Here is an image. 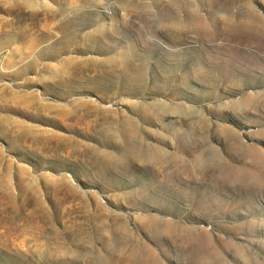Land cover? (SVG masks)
<instances>
[{"label":"rangeland","instance_id":"rangeland-1","mask_svg":"<svg viewBox=\"0 0 264 264\" xmlns=\"http://www.w3.org/2000/svg\"><path fill=\"white\" fill-rule=\"evenodd\" d=\"M0 264H264V0H0Z\"/></svg>","mask_w":264,"mask_h":264},{"label":"bare ground","instance_id":"bare-ground-1","mask_svg":"<svg viewBox=\"0 0 264 264\" xmlns=\"http://www.w3.org/2000/svg\"><path fill=\"white\" fill-rule=\"evenodd\" d=\"M32 1V0H31ZM256 16V15H255ZM255 21V20H254ZM262 23H263V21H261ZM248 24V23H247ZM263 25V24H262ZM261 25V26H262ZM115 51H118L117 49L115 50ZM116 53H118V55L120 56V59H121V61H122V64H126L127 62H126V60H125V55H126V53H125V51H119V52H116ZM35 208V207H34ZM41 210H43V208L41 209ZM40 210V211H41ZM32 212V211H31ZM24 214V213H23ZM26 214V213H25ZM3 215V214H2ZM9 215V214H8ZM28 215V214H27ZM34 215V214H33ZM5 216H7V215H5ZM30 216V215H29ZM35 216V215H34ZM13 217V216H12ZM35 217H37V216H35ZM39 218V217H38ZM25 219V218H24ZM27 219V218H26ZM18 220V219H17ZM23 220V219H22ZM35 220V219H34ZM44 220V219H43ZM19 221V220H18ZM39 221V220H38ZM4 223V222H3ZM18 223V222H17ZM27 223H29V221L27 222ZM32 223V222H31ZM8 225V224H7ZM14 225V224H13ZM19 225V224H18ZM25 225V224H24ZM31 225V224H30ZM45 225V224H44ZM35 226V225H34ZM46 226V225H45ZM10 227H11V225H10ZM15 227V226H14ZM19 227V226H18ZM23 227V226H22ZM26 228H27V226H25ZM32 227V226H31ZM29 228V227H28ZM34 228V227H33ZM32 228V229H33ZM37 228V227H36ZM43 228H45V227H43ZM99 228V227H98ZM19 229V228H18ZM40 229H42V228H40ZM55 228H53V230H54ZM12 230V229H11ZM39 230V229H38ZM14 231V230H13ZM18 231V230H17ZM17 231H15V233L17 232ZM24 231V230H23ZM42 231V230H41ZM55 231V230H54ZM12 232V231H11ZM34 232V231H33ZM43 232H45V231H43ZM28 233V232H27ZM84 233V232H83ZM36 234V233H35ZM85 234H87V233H85ZM26 235V234H25ZM21 236V235H20ZM26 236H28V235H26ZM26 236H25V238H26ZM32 236V235H31ZM89 237V236H88ZM20 238V237H19ZM18 238V239H19ZM24 238V237H23ZM36 238V237H35ZM85 238V237H84ZM21 241H25L24 239H22ZM21 244H22V242H21ZM18 245H19V242H18ZM21 247V246H20ZM18 248V247H17Z\"/></svg>","mask_w":264,"mask_h":264}]
</instances>
